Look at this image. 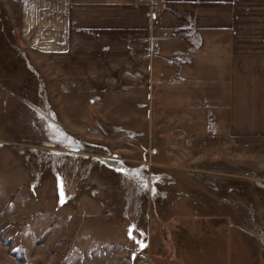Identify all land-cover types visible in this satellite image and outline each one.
Segmentation results:
<instances>
[{
    "label": "rangeland",
    "instance_id": "374dc122",
    "mask_svg": "<svg viewBox=\"0 0 264 264\" xmlns=\"http://www.w3.org/2000/svg\"><path fill=\"white\" fill-rule=\"evenodd\" d=\"M19 4L0 0V264H264V150L189 148L132 96L60 93Z\"/></svg>",
    "mask_w": 264,
    "mask_h": 264
},
{
    "label": "crops",
    "instance_id": "0c3cea01",
    "mask_svg": "<svg viewBox=\"0 0 264 264\" xmlns=\"http://www.w3.org/2000/svg\"><path fill=\"white\" fill-rule=\"evenodd\" d=\"M19 12L60 93L132 96L150 136L189 148L264 150V0H20Z\"/></svg>",
    "mask_w": 264,
    "mask_h": 264
},
{
    "label": "trees",
    "instance_id": "16d2710c",
    "mask_svg": "<svg viewBox=\"0 0 264 264\" xmlns=\"http://www.w3.org/2000/svg\"><path fill=\"white\" fill-rule=\"evenodd\" d=\"M10 256L14 257L20 264H25V262L23 261L22 257L19 255L18 252H11Z\"/></svg>",
    "mask_w": 264,
    "mask_h": 264
},
{
    "label": "snow or ice",
    "instance_id": "6c2138e0",
    "mask_svg": "<svg viewBox=\"0 0 264 264\" xmlns=\"http://www.w3.org/2000/svg\"><path fill=\"white\" fill-rule=\"evenodd\" d=\"M139 242V241H138ZM141 246H143L142 244H141Z\"/></svg>",
    "mask_w": 264,
    "mask_h": 264
}]
</instances>
